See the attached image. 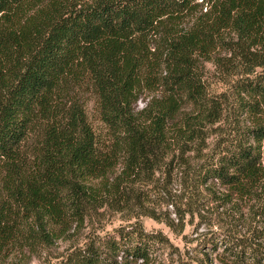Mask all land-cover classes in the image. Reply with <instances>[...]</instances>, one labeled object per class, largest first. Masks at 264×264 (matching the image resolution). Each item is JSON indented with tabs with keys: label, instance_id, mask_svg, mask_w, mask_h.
Here are the masks:
<instances>
[{
	"label": "trees",
	"instance_id": "1",
	"mask_svg": "<svg viewBox=\"0 0 264 264\" xmlns=\"http://www.w3.org/2000/svg\"><path fill=\"white\" fill-rule=\"evenodd\" d=\"M202 60L235 78L236 101L209 95ZM145 90L155 95L137 109ZM216 124L225 141L205 152ZM178 179L186 208L211 179L259 196L263 227L232 236L221 261L264 264V0H0V264ZM115 233L54 264H153L170 243L139 220Z\"/></svg>",
	"mask_w": 264,
	"mask_h": 264
},
{
	"label": "rangeland",
	"instance_id": "2",
	"mask_svg": "<svg viewBox=\"0 0 264 264\" xmlns=\"http://www.w3.org/2000/svg\"><path fill=\"white\" fill-rule=\"evenodd\" d=\"M202 62L203 78L209 95L227 99L229 102L236 101L238 95L235 93V78H225L222 69L214 61L202 60ZM157 93L160 94V92ZM153 95L155 92L143 91L136 105L137 109L143 108ZM88 105L94 125L99 130L106 131L94 98L91 97ZM230 118L231 115L228 121ZM233 118L237 121L236 115H232V120L236 123ZM244 118V116H238L243 127L249 125V121H245ZM219 125L221 124L213 126V133L206 129L205 152L213 151L218 142L225 141V138L220 137L221 133L214 132ZM231 127L235 126L232 124ZM176 153H179V150ZM195 156L194 152L186 154V157H190L193 162L198 161V158L194 159ZM157 177H160L159 182L162 183L164 177L162 175ZM153 186V184L149 185L147 189L143 188L144 192L141 191L140 197L143 199L139 198L138 209H131L132 212L117 211L105 206L92 212L79 229L72 230L71 238L58 240L52 246L39 248L36 252L25 250L23 253H12L6 258L4 264H54L72 248L83 245L90 236L117 235L115 233L117 229L136 220L142 223L146 231H162L169 239V244L152 253L153 264H227L221 259L228 261L229 254L224 253L227 244L229 245L231 241L230 238L238 237L240 242L246 239L251 240L249 237L253 230L263 227V223L259 220L261 217L258 216L263 204L259 196L239 198L233 193L228 195V189L211 179L206 185L201 186L202 191L198 200L192 202L191 207L187 205L189 208H186V204L183 205L187 203L183 194L181 196L183 201H180L178 206L176 202L174 203L177 195L182 193L179 179L173 181L168 192L159 191L160 195L152 190ZM154 209V212L164 221L150 216L149 213ZM179 210L181 213L183 211V215L179 214ZM131 213L133 215L138 213L137 218ZM228 240L229 243H226ZM253 242L258 244L260 240L255 238Z\"/></svg>",
	"mask_w": 264,
	"mask_h": 264
}]
</instances>
